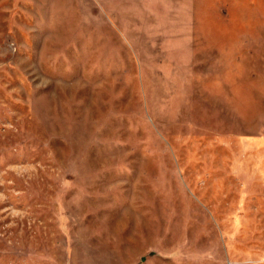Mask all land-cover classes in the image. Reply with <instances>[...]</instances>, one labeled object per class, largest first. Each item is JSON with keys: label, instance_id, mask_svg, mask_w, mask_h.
Listing matches in <instances>:
<instances>
[{"label": "rangeland", "instance_id": "rangeland-1", "mask_svg": "<svg viewBox=\"0 0 264 264\" xmlns=\"http://www.w3.org/2000/svg\"><path fill=\"white\" fill-rule=\"evenodd\" d=\"M0 264H264V0H0Z\"/></svg>", "mask_w": 264, "mask_h": 264}]
</instances>
